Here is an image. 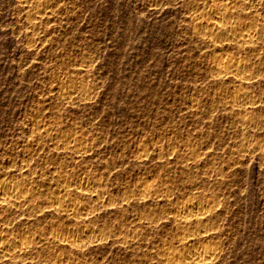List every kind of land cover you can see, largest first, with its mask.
<instances>
[{
    "label": "rangeland",
    "instance_id": "374dc122",
    "mask_svg": "<svg viewBox=\"0 0 264 264\" xmlns=\"http://www.w3.org/2000/svg\"><path fill=\"white\" fill-rule=\"evenodd\" d=\"M51 3L32 26L20 0H0V177L17 176L31 156L22 168L30 163L38 196L32 207L4 210L9 215L0 224L13 236L45 232L49 241L52 221L94 231L74 248L34 236L29 251L0 264H50L56 253L63 264H161L156 253L185 232L170 217L173 205L191 194L216 197L204 242L217 251L206 264H264V31L250 44L212 45L194 32L193 0ZM246 10L264 28V0ZM231 55L255 74L242 82L252 102L245 108L228 100L240 79L211 66ZM84 59L86 71L77 70ZM64 77L89 83L90 92L61 101ZM243 113L251 117L244 125L237 121ZM48 120L56 122L51 136L32 135L37 121ZM72 131L87 146L55 150L61 134ZM247 137L262 149L242 153ZM74 171L98 176L106 192L76 196L92 206L87 214H57L43 197L57 190V174ZM144 182L159 189V198L138 193Z\"/></svg>",
    "mask_w": 264,
    "mask_h": 264
},
{
    "label": "bare ground",
    "instance_id": "6f19581e",
    "mask_svg": "<svg viewBox=\"0 0 264 264\" xmlns=\"http://www.w3.org/2000/svg\"><path fill=\"white\" fill-rule=\"evenodd\" d=\"M20 1L23 4L22 6L26 10L29 9L32 13L30 14L32 17H30L32 19V24L30 25L32 26H35V23L38 22V18L43 16L47 10L49 11V8L52 6V0ZM193 1H196L197 3L192 14L196 18L193 27L195 30L194 32H197V35H200L205 41L212 45L222 44L224 40H229L228 42L233 41L238 45L250 44L264 31L261 24L254 22V20L258 19V15L255 13H249L246 10L255 2L261 0H232V3L218 2L215 4H206L201 0ZM239 5H243V7H240ZM22 6L21 8H23ZM51 12H53V10ZM242 15L244 16L243 19ZM32 41L34 42V40ZM87 64V60L84 59V61L79 64L80 67H78L77 70L86 71L87 68L85 67ZM249 65L250 64H248L247 61L232 55L214 58L211 63L212 69H214L217 74L220 73L221 75L234 80H236V78L240 79V82L236 84L233 93L228 99L229 103L238 109L245 108L252 103L249 101V93L246 90L247 88L242 84L243 80L244 82L251 81L255 77V74L251 71L244 70V68ZM67 78L64 77V79H60L59 84H57V95L61 101L68 100L74 96H86L90 92L89 83H78L74 81L75 78L73 80H68ZM250 120L251 117L244 113L240 114L237 118L238 123L243 125ZM53 125H56V122L52 120H48V122L37 121L32 129V135L36 137L51 136L52 129L54 128ZM251 140L252 139L247 137L240 141L239 150L242 153H250L262 149L261 147L263 145ZM86 143L85 137L80 132L72 131L68 134H61V137L58 138L54 144V149H62L71 154L79 153L81 148L87 146ZM26 150L29 151L30 148ZM190 157L195 158L196 155L192 154ZM194 158L193 160H195ZM27 159L25 157L24 162L25 160L26 162H23V165L21 166L19 165L20 168L17 167V172H19L17 176L9 179L7 177H0V208L3 209H0V223L7 221L9 215L7 212L4 213V210H13L12 212H14V210H19L22 206L27 205L32 207L37 204V186H33L34 184L32 185L29 179L31 171L29 172L30 169H28V167H30V163L27 169L22 168L23 166L25 167V164H28L29 160L27 161ZM83 175L80 176V173L77 171L70 174H57L55 178V186L57 187V190L51 191L47 196L43 197L42 202L45 204L43 205L51 208V210L57 214H64L66 216H76L77 213L82 211H84L82 213L87 214L89 212V203L80 204L81 201L79 203L77 201L78 199L76 200V196L82 193L87 194L88 192L95 195V197H99L104 194L106 190L100 185L98 176L86 174L84 177ZM156 189L157 188L152 187V182H144L139 186L138 193L142 196L149 195L150 193L157 195L159 189ZM157 198H159L158 195ZM215 200L216 197L213 194H191L176 200L170 217L172 220L181 223L179 225L185 229V232L182 233L178 239L176 238L171 247L165 248L156 253V259L161 261V264H206L214 257L217 251L216 245L204 242V240L211 235L209 231L210 227L206 225L204 221L208 218L209 211L214 207ZM91 207L92 206H90V208ZM150 218H152V216ZM4 225L5 223L0 224V258L8 260L14 259L20 252L29 251V242L34 236H37L40 241L45 242L47 245L48 242L52 240L54 242L53 247H56L58 243H60V246L79 247L83 244L81 236L83 234H91V231H94L89 228L90 226H87V228L83 226L76 229L69 227L70 229H68L67 226L65 227L57 221H52V231L50 230L51 240L49 241V237L45 232L35 235L27 229H25L20 236H13L7 229H5ZM75 225L77 224H74L72 227H75ZM134 232H132L133 234H131V238L137 236ZM95 236H93V238ZM188 242L189 245L186 246L185 243ZM63 259L64 258L60 254L56 253L50 259V264H63Z\"/></svg>",
    "mask_w": 264,
    "mask_h": 264
}]
</instances>
